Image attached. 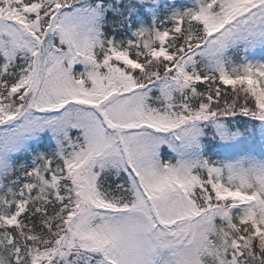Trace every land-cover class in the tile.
Returning <instances> with one entry per match:
<instances>
[{
    "label": "snow or ice",
    "instance_id": "6c2138e0",
    "mask_svg": "<svg viewBox=\"0 0 264 264\" xmlns=\"http://www.w3.org/2000/svg\"><path fill=\"white\" fill-rule=\"evenodd\" d=\"M121 3L0 0V264H264V0Z\"/></svg>",
    "mask_w": 264,
    "mask_h": 264
},
{
    "label": "trees",
    "instance_id": "16d2710c",
    "mask_svg": "<svg viewBox=\"0 0 264 264\" xmlns=\"http://www.w3.org/2000/svg\"><path fill=\"white\" fill-rule=\"evenodd\" d=\"M106 3H114V0H105ZM125 0H122V3L119 5V7H124ZM135 4V0H133ZM176 5L179 6L182 3L187 2V0H175ZM173 0H156V3H151V0H146L145 4H135L136 11L132 13V15L129 17V20L133 23L134 27H139L141 23H151L149 20V13H146L145 11L148 9L152 16L154 17V13L158 18H163V16L167 12V5L172 4ZM148 14V15H147ZM110 18L116 19L117 17H111Z\"/></svg>",
    "mask_w": 264,
    "mask_h": 264
},
{
    "label": "rangeland",
    "instance_id": "374dc122",
    "mask_svg": "<svg viewBox=\"0 0 264 264\" xmlns=\"http://www.w3.org/2000/svg\"><path fill=\"white\" fill-rule=\"evenodd\" d=\"M146 13H149V20H150V22H152V20H153V16H152V14H151V12L147 9L146 11H145ZM148 15V14H147Z\"/></svg>",
    "mask_w": 264,
    "mask_h": 264
}]
</instances>
